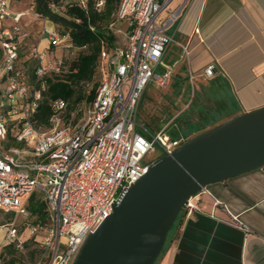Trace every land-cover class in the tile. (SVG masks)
<instances>
[{"label":"built area","instance_id":"obj_1","mask_svg":"<svg viewBox=\"0 0 264 264\" xmlns=\"http://www.w3.org/2000/svg\"><path fill=\"white\" fill-rule=\"evenodd\" d=\"M76 1L84 5L86 0ZM172 1L120 0L109 28L114 31L121 22L123 27L116 30L125 41L101 52L106 73L96 94L69 118L63 116L67 102L51 100V125L41 128L33 120L45 88L41 78L61 72L64 58L45 60L46 50L33 43L28 55L35 61V81L29 82L26 69L17 62L22 40L30 33L21 27L20 14L12 12L8 0H0V209L27 216L22 200L34 189L41 192L47 219L27 225L30 235L39 234L42 251L37 264H73L123 187L185 141L162 129L151 132L137 121L146 86L165 87L173 75L174 64L166 61L170 44L180 48L179 61H186L190 52L187 42L174 38L187 0L163 15ZM96 6L102 7L103 0ZM8 19L11 25H6ZM41 35L55 46L64 42L52 26H44ZM214 71V64H208L201 75L209 78ZM194 77L188 74L191 84ZM9 127L17 145H5L10 142ZM197 193L183 203L185 216L199 209ZM238 226L249 230L239 221ZM6 234L17 250L23 248L25 239L14 225L7 226Z\"/></svg>","mask_w":264,"mask_h":264},{"label":"crops","instance_id":"obj_2","mask_svg":"<svg viewBox=\"0 0 264 264\" xmlns=\"http://www.w3.org/2000/svg\"><path fill=\"white\" fill-rule=\"evenodd\" d=\"M22 1L16 0V9L9 5L30 33L21 48L29 51L38 42L46 50L43 36L35 40L30 27L41 32L54 26L48 20L28 23L33 1L26 9ZM180 1L173 0L170 9ZM175 28L174 38L187 42L190 52L185 62L179 61L175 44L178 58L168 62L174 54L169 48L166 61L174 64V72L184 63L187 80L190 72L195 75L192 84L198 82L208 109L230 105L207 128L264 106V0H187ZM208 64L215 67L209 78L201 75ZM197 195L199 209L189 216L181 213L154 264H264V165L209 184ZM238 221L249 230L241 229Z\"/></svg>","mask_w":264,"mask_h":264},{"label":"water","instance_id":"obj_3","mask_svg":"<svg viewBox=\"0 0 264 264\" xmlns=\"http://www.w3.org/2000/svg\"><path fill=\"white\" fill-rule=\"evenodd\" d=\"M264 165V106L237 114L158 157L83 243L73 264H154L185 200Z\"/></svg>","mask_w":264,"mask_h":264},{"label":"trees","instance_id":"obj_4","mask_svg":"<svg viewBox=\"0 0 264 264\" xmlns=\"http://www.w3.org/2000/svg\"><path fill=\"white\" fill-rule=\"evenodd\" d=\"M63 1L64 0H33L34 13L53 24L60 36L64 37V42L62 43L63 47L75 51L73 58L69 60L64 59L61 72H50L41 78L42 81H44L45 88L42 91V97L39 101L37 110L33 115L35 124L41 128H47L51 125L50 118L53 115L51 100L56 98L64 99L67 105L63 116L64 118H69L70 112H72L77 105L83 101L84 103L88 102L94 97L106 73L105 68L101 66V52H110L115 47L122 46L125 41L124 38L122 43L115 44L114 32L109 28L110 22L115 18V11L120 0H103V6L100 8L96 6L97 0H86L84 5L78 3L76 0H69L65 3H63ZM51 46L54 47L55 45L51 44ZM2 55L3 52L0 47V63ZM17 66L21 67L18 62ZM34 66L35 63L29 70V74H31V83L35 81L33 72ZM185 81H187L185 66L184 63H180L175 72H173L169 83L174 86L176 90L175 93L178 94L179 90L183 89L182 85H184ZM88 82H91V87L86 92L83 86L84 83ZM180 84H182L181 87L178 86ZM156 88L159 87L153 84H148L146 86L139 100L137 115H139L140 102L145 97L146 91ZM77 111L78 110H76V112ZM78 115L79 114L76 113L74 120L77 119ZM144 121L153 127L154 131L160 129L159 125L153 126L148 121ZM141 125L144 127V124ZM205 129L207 128L198 129V133ZM166 132L172 138L179 137L176 131L166 130ZM11 133L12 131L9 127L8 138L10 142L17 145ZM32 212H37L39 217L42 216L41 210L37 207L32 208ZM34 241L36 247L29 252L31 261H35L37 257L39 258L42 251L39 237L38 239L35 238ZM11 246L12 250H10ZM5 248L9 249L8 258L5 261H0V264H22V258H18L12 253L14 250L13 243L6 245ZM162 251L163 248L160 254ZM41 264H45V262H41Z\"/></svg>","mask_w":264,"mask_h":264},{"label":"rangeland","instance_id":"obj_5","mask_svg":"<svg viewBox=\"0 0 264 264\" xmlns=\"http://www.w3.org/2000/svg\"><path fill=\"white\" fill-rule=\"evenodd\" d=\"M12 4L9 3L11 9L18 8L16 0H11ZM31 1L33 0H23V7L28 8ZM69 0H64L63 3ZM9 2V0H8ZM171 6H169L166 11L162 12L163 15L169 11ZM31 11V10H30ZM28 23L33 22L35 25H38L37 22L42 24V21L45 20L37 15H35L34 11H31V16L28 18ZM12 21H9L6 25H11ZM29 24H26L28 26ZM29 27V26H28ZM122 23H116V29L122 28ZM115 29V30H116ZM34 33L35 40H39V36L41 32H39L38 28L35 26L30 27V31ZM114 32L115 35V44H120L123 42V35L116 31ZM43 38V39H42ZM46 46V56L45 60H49L52 57H59L69 60L73 58L75 55V51L73 49H69L63 46H50L48 48L49 41L46 37H41ZM36 43V42H34ZM38 43V42H37ZM31 46V45H30ZM27 47H23L19 54L18 63L19 65L26 69V75L28 76V80L30 82V75L29 70L31 66L35 63L33 59H31L28 55ZM170 51L173 52V56L171 60L168 62L178 58V48L175 44L171 43ZM39 50H42V45L38 47ZM185 62V61H184ZM182 84L178 85L181 87ZM177 86V85H176ZM175 86V87H176ZM198 82L195 80L193 84H191L188 80L185 81L184 85H182L183 89L179 90V93H175L174 86L169 83L165 87H159L156 89H150L146 91L145 97L141 100L139 106V115H137V121L140 124H144V127L147 128L149 131L154 132V128L151 127L148 123L144 120L148 121L151 125L156 126L159 125V128L166 131H176L179 136L184 137L185 140L191 138L192 136L198 133V129L207 128L208 123L210 124L212 121L213 116L223 112L226 110L230 105H220L214 108H210V105H203L201 98L199 96V90L197 89ZM84 89L87 92L88 89L91 87V82L84 83ZM84 103L81 102L76 108L72 111L78 110L80 106ZM206 106V108H205ZM141 117V118H140ZM144 119V120H143ZM209 127V126H208ZM5 145H14L13 142H8ZM22 206L25 207L29 214L27 216L21 214H15L13 212H5L0 209V261H5L8 257V250L5 248L6 245L12 243L9 238L7 237V226L14 225L17 228V232L19 237L25 239L24 246L21 250H17L14 247L13 255L16 257H21L23 262L22 264H37L38 257L35 261H31L29 258V252L36 247L34 239H38L39 234L36 236L30 235V230L28 228V223L35 222L37 220H45L47 219V214L44 210L43 202H42V194L39 190L34 189L24 200H22ZM39 208L42 212V216L39 217V214L33 213L32 208ZM181 216V211L178 214L176 220L172 224L167 237H169L172 229L174 228L177 220ZM12 250V246L10 247Z\"/></svg>","mask_w":264,"mask_h":264}]
</instances>
